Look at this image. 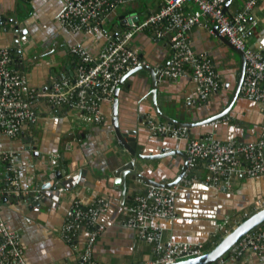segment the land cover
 Wrapping results in <instances>:
<instances>
[{
	"label": "crops",
	"instance_id": "obj_1",
	"mask_svg": "<svg viewBox=\"0 0 264 264\" xmlns=\"http://www.w3.org/2000/svg\"><path fill=\"white\" fill-rule=\"evenodd\" d=\"M245 1L231 0L227 13L237 12ZM160 4L161 0H126L106 17L99 30L83 32L66 30L57 22L62 0H0V47L12 48L5 26L11 27L13 20L22 24L24 40L20 43L27 55L21 63L14 56L12 66L20 70L33 87L46 89L53 80L74 74L77 57L71 53L73 45L81 44L97 56L107 36L119 32L123 16L134 14L140 20L157 11ZM195 7L193 2L184 6L187 10ZM249 19L247 44L264 51V0L257 1ZM208 26L215 29L213 24ZM208 26L191 28L188 39L197 53L211 58L222 80V90L208 100H199L189 66L175 79L159 78L158 81L156 103L162 111L184 122H198L218 114L236 89L241 58L216 32L211 34ZM129 46L155 70L165 66L171 54L169 39H155L148 31L136 33ZM150 91L148 72L126 75L116 104L113 99L102 102V123L84 122L75 110L38 101L35 105L38 118L26 124L18 137L0 136V150L16 153L21 184L18 200L4 196L0 201V216L18 232L27 264H82L78 253L62 239L61 226L72 200L79 198L89 202L101 196L108 199L109 208L99 216L104 230L93 246L95 261L147 264L152 259L151 246L138 237L135 229L121 222V206L148 185L139 181L135 188L128 185L124 193L122 185L115 183L113 170L130 156L114 134V117L122 132H134L130 135L136 139L141 154L157 156L139 160L137 171L147 179L167 184L176 182L183 169L188 139L212 132L221 140L235 138L243 142L256 139L264 130V105L239 95L228 116L189 129L186 140L154 135L146 127V120L150 116L161 119L154 112ZM28 137L34 150L26 148ZM165 148L172 151L163 152ZM193 174L203 177L204 167L199 165ZM39 182L46 187L39 188ZM34 190L42 196L28 201L25 196ZM257 201L264 202V176L236 175L229 185L215 186L195 180L179 190L175 216L156 219L152 224L158 225L166 238L202 243L205 249H210L223 237L216 232L217 225L225 217L235 218L239 223L257 210ZM86 235L82 231L79 240L82 242ZM227 264H264V259L248 253L239 259L229 258Z\"/></svg>",
	"mask_w": 264,
	"mask_h": 264
},
{
	"label": "built area",
	"instance_id": "obj_2",
	"mask_svg": "<svg viewBox=\"0 0 264 264\" xmlns=\"http://www.w3.org/2000/svg\"><path fill=\"white\" fill-rule=\"evenodd\" d=\"M126 0H62L63 7L56 16L59 25L69 31L91 32L99 30L106 17ZM258 0H246L235 13L224 12L226 0H161L157 11L142 19L128 14L122 18L117 35H108L107 42L97 56L81 44H75L71 53L77 57L75 72L51 82L46 89L33 87L26 76L12 66L13 54L9 47H0V136L18 137L26 124L38 118V101L48 106L75 110L78 117L88 123H102L101 104L112 101L124 74L134 68L147 66L145 59L134 52L129 43L138 32L148 31L155 39H169L171 54L165 66L156 70L159 78L175 79L191 68L198 87L199 100L212 98L223 88L220 75L211 58L197 53L188 39V31L195 26L216 25L219 34L243 52L244 76L239 94L250 101L264 105V51L247 44L250 12ZM195 3L193 10L184 8ZM213 34L215 29L207 27ZM146 127L154 135H166L186 140L189 129L148 117ZM187 170L173 186L148 185L135 193L121 206L122 225L135 229L140 239L147 242L153 257L147 264H171L178 260L198 256L205 251L202 243L174 241L163 236L162 229L152 222L175 216V201L179 190L199 180L206 186L219 183L229 185L236 175L264 176V130L251 141L238 142L235 138L221 140L212 132L197 139H188L186 147ZM202 165L203 177H196L195 168ZM21 191L19 168L14 150H0V201L4 196L18 197ZM264 206L257 201L256 208ZM109 208L106 197L89 202L74 199L66 209L61 226L62 239L78 253L82 264H99L93 257V246L103 232L99 216ZM238 224V220L225 217L216 232L225 235ZM82 231L85 239L79 240ZM253 253L264 259V222L246 233L229 252L211 264H227L229 258L239 259ZM0 264H27L18 232L0 216Z\"/></svg>",
	"mask_w": 264,
	"mask_h": 264
},
{
	"label": "water",
	"instance_id": "obj_3",
	"mask_svg": "<svg viewBox=\"0 0 264 264\" xmlns=\"http://www.w3.org/2000/svg\"><path fill=\"white\" fill-rule=\"evenodd\" d=\"M231 0H226L225 5H224V12H227L228 6L230 5ZM11 27L8 25L5 26L6 32H8V37L11 39V52L13 53V56L16 57V59L21 63L23 62L24 55H27L21 46V41L24 40V30H23V25L18 23L16 20L11 21ZM215 31L217 36H219L224 42L227 44H230L228 40L224 37H222L219 32L216 29V25H214ZM230 47L232 50H234L237 54H239L241 58V65H240V70L238 74V79H237V84H236V89L234 93L232 94L228 104L225 106V108L219 112L218 114L209 116L207 118H204L198 122H184L177 118L176 116L172 114H168L160 109L158 104L156 103V90L158 86V81L159 77L156 72V70L152 66H144V67H137L134 68L126 73V75L133 74L135 72H141L145 73L148 72L151 76V91L150 94L152 95V106L154 109V112L156 116L170 124L177 125V126H184L189 129L196 127V126H201L205 124L212 123L214 121L219 120L220 118H223L225 116H228L230 110L232 109L235 101L239 97V90H240V85L244 76V70H245V60L243 56V52L235 48L233 45L230 44ZM20 69L23 70V66L20 65ZM125 75V76H126ZM125 76L122 78V82L124 81ZM121 85L116 89V91L113 94V100L114 104H116L117 97H118V92L120 89ZM114 123H113V128H114V134L118 141L120 142L121 146L126 150V152L129 154L130 159L123 162L120 166H118L116 169L113 170L112 175L115 178V183L117 185H122V188L124 190V193L127 189L128 185H132V187H136L137 183L139 181L143 182V184L147 185H155V186H173L175 185L180 178L184 175V173L187 170V162H186V155L184 154V159L185 163L183 166V169L181 170L176 182L167 184L164 181H155L152 179H147L145 178L139 171H137V163L139 160H147L150 158H154L157 156H145L141 154L137 148L136 144V139L134 137H131V135L134 134V132H122L118 126L117 123V118H113ZM131 134V135H130ZM27 141L29 142V145L26 147L27 150H34L35 147L31 146L32 141L31 138L28 137ZM165 151H172L169 148H165L163 152ZM36 153V152H34ZM172 153V152H171ZM177 153V152H175ZM57 176L59 175V172H56ZM133 183V184H131ZM39 188H44L46 186H43L42 183H38ZM42 195L41 193H36V190L31 191L26 197L28 201H31L34 198H40ZM20 197L18 196L15 200H18ZM264 222V207L258 209L257 211L253 212L250 214L248 217L243 219L240 223H238L229 233H227L225 236L221 238L217 244H215L212 248H210L208 251L204 252L203 254H200L198 256H193V257H188L184 258L181 260H178L174 263L171 264H211L216 262L219 258H221L223 255H225L228 250L240 239L242 238L246 233L249 231L255 229L257 226L262 224Z\"/></svg>",
	"mask_w": 264,
	"mask_h": 264
},
{
	"label": "bare ground",
	"instance_id": "obj_4",
	"mask_svg": "<svg viewBox=\"0 0 264 264\" xmlns=\"http://www.w3.org/2000/svg\"><path fill=\"white\" fill-rule=\"evenodd\" d=\"M123 17H124V16H123ZM121 24H122V23H121ZM10 50H11V49H10ZM12 54H13V53H12ZM58 79H59V78H58ZM239 95H240V94H239ZM161 120H162V119H161ZM162 121H164V120H162ZM164 122H166V121H164ZM167 123H168V122H167ZM169 124H170V123H169ZM172 125H173V124H172ZM175 126H177V125H175ZM188 129H189V128H188ZM186 162H187V161H186ZM184 174H185V173H184ZM191 174H193V173H191ZM181 178H182V177H181ZM181 178H180V179H181ZM169 187H170V186H169ZM16 198H17V197H15V199H16ZM11 199H13V198H11ZM263 207H264V206H263ZM261 208H262V207H261ZM259 209H260V208H259ZM257 210H258V209H257ZM257 210H256V211H257ZM244 219H245V218H244ZM240 222H241V221H240ZM240 222H239V223H240ZM260 225H261V224H260ZM257 227H258V226H257ZM232 229H233V228H232ZM232 229H231V230H232ZM231 230H230V231H231ZM230 231H229V232H230ZM229 232H228V233H229ZM225 235H226V234H225ZM223 236H224V235H223ZM220 240H221V239H220ZM218 242H219V241H218ZM208 250H209V249H208ZM208 250L205 249L204 252H206V251H208ZM229 250H230V249H229ZM229 250H228V252H229ZM204 252H203V253H204ZM228 252H227V253H228ZM203 253H202V254H203ZM227 253H226V254H227ZM226 254H225V255H226ZM225 255H223V256H225ZM223 256H222V257H223Z\"/></svg>",
	"mask_w": 264,
	"mask_h": 264
},
{
	"label": "trees",
	"instance_id": "obj_5",
	"mask_svg": "<svg viewBox=\"0 0 264 264\" xmlns=\"http://www.w3.org/2000/svg\"><path fill=\"white\" fill-rule=\"evenodd\" d=\"M224 236H225V235H224ZM220 239H221V238H219V240H218V241H220ZM206 250H208V249H206Z\"/></svg>",
	"mask_w": 264,
	"mask_h": 264
}]
</instances>
